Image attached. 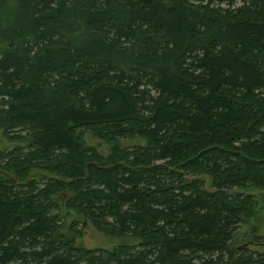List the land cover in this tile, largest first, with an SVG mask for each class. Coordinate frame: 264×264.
I'll return each mask as SVG.
<instances>
[{"label":"trees","instance_id":"1","mask_svg":"<svg viewBox=\"0 0 264 264\" xmlns=\"http://www.w3.org/2000/svg\"><path fill=\"white\" fill-rule=\"evenodd\" d=\"M0 130V264H264V0H0Z\"/></svg>","mask_w":264,"mask_h":264},{"label":"rangeland","instance_id":"2","mask_svg":"<svg viewBox=\"0 0 264 264\" xmlns=\"http://www.w3.org/2000/svg\"><path fill=\"white\" fill-rule=\"evenodd\" d=\"M87 145L97 148V150L106 155L109 153L110 145L105 142L92 138L87 135L85 138ZM21 145L20 143H11L3 137V132L0 130V152L4 149H12L14 146ZM122 147H131L135 145H144V141L140 139L135 140H122L119 143ZM261 206V204H260ZM255 228L256 232L260 236H264V208L257 210L255 219L251 220L249 225H243L237 231L235 235V244L242 245L245 235L250 233L251 229ZM134 244L130 239H123L118 237L107 236L101 232L95 230L89 223H85L84 227L81 228V236L77 238L76 245L85 249H106L110 250L120 244ZM259 251L263 252L264 247H259Z\"/></svg>","mask_w":264,"mask_h":264}]
</instances>
